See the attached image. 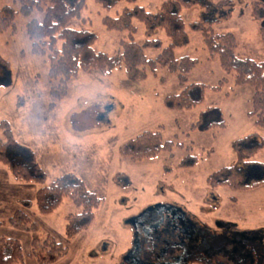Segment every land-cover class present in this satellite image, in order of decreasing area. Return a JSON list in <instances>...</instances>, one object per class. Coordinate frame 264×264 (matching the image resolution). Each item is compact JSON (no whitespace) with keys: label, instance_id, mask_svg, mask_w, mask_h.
Returning a JSON list of instances; mask_svg holds the SVG:
<instances>
[{"label":"rangeland","instance_id":"obj_1","mask_svg":"<svg viewBox=\"0 0 264 264\" xmlns=\"http://www.w3.org/2000/svg\"><path fill=\"white\" fill-rule=\"evenodd\" d=\"M164 1L118 0L114 8L107 10L96 0H87L82 13L84 22L75 21L70 26L92 30L97 35L94 49L113 56L127 33L107 30L102 19L115 18L124 8L134 6L156 13ZM223 1L228 3L219 5ZM255 2L264 0H211L191 11L182 9L190 43L177 48L175 54L177 58L197 59L198 65L188 75V83L207 86L204 102L191 109H169L165 105L166 97L181 92L177 75L165 68L147 70L143 80L131 79L124 67L114 69L110 75L91 69L68 82L65 98H53L50 88L58 81L49 78L48 57L32 52L26 30L28 22L41 19L42 13L34 9L28 16L19 15L14 31L0 34V58L9 65L7 68L0 62V121L8 120L15 139L36 154L47 174V184L74 174L101 199L89 230L77 235L68 244L67 255L55 264H124L132 248L130 221L158 204L178 207L196 224L211 231L230 222L243 231L264 233V185L234 192L208 183L213 173L236 164V141L250 135L264 139V127L257 126L255 119L248 116L253 91L248 86L235 87L233 75L222 69L218 57L210 55L201 34L189 28L201 16L214 17L218 21L213 26L215 32H232L240 41V57L264 60V38L260 34L264 20H253ZM20 3L21 0H0V8L19 9ZM134 23L138 28L137 42L151 39L159 40L163 47L169 45L164 31L158 29L148 37L143 24ZM159 53L145 51L149 59ZM19 98L23 106L17 112ZM209 107L221 109L226 127L208 131L196 128L200 114ZM144 132L160 133L163 141H171L173 147L155 158L139 161L123 156L120 148ZM186 157L196 159L181 167ZM251 161L264 163V148ZM8 174L12 180L7 166L0 162L3 219L13 214L8 201L33 198L32 188L41 187L27 184L24 187L28 189L22 194L15 187H7ZM31 212L35 213L32 218L41 236L49 234L66 244L65 218L79 214L81 209L65 197L46 215L40 214L36 205ZM0 236L19 240L25 264H35L29 255L30 233L0 226Z\"/></svg>","mask_w":264,"mask_h":264},{"label":"trees","instance_id":"obj_2","mask_svg":"<svg viewBox=\"0 0 264 264\" xmlns=\"http://www.w3.org/2000/svg\"><path fill=\"white\" fill-rule=\"evenodd\" d=\"M103 9H112L118 0H96ZM122 1V0H121ZM133 3L134 0H125ZM211 0H165L156 12H149L144 7L124 8L115 18L106 16L103 26L110 31L127 33L119 42L117 54L110 56L97 52L94 45L97 35L84 27L76 28L71 23L84 22L83 9L87 0H21L19 9L13 6L0 8V34L16 29L19 15L28 16L34 9L42 13L41 19H32L26 26L31 41L32 52L38 56H47L50 62L49 78L58 81L51 86L50 95L63 99L68 94V82L80 72L91 69L103 75H110L116 68L124 67L131 79L143 80L147 70L155 72L165 68L177 75L181 92L165 98L169 109H191L204 102L207 86L201 83H188V75L198 65V60L184 56L177 58L175 50L190 43L186 24L181 15L182 9L193 10ZM223 1L221 4H227ZM251 15L254 21L264 20V3L255 2ZM134 22L145 27L149 37L156 30L165 32L169 45L163 47L159 40L146 39L136 41L138 28ZM218 21L214 17L201 16L190 23L191 31L201 34L204 44L212 57H218L222 69L233 75L235 87L248 86L252 89L251 111L248 116L255 119L257 126L264 127V60L240 57L237 50L240 41L232 32L218 33L213 26ZM264 38V28L260 29ZM158 50L154 58H147L145 51ZM0 62H8L0 58ZM218 89V88H213ZM17 109L23 106L18 99ZM226 122L221 109L209 107L202 112L196 128L208 131L212 128H224ZM173 147L171 141H163L158 132H144L120 148V153L134 161L155 158L162 151ZM264 148V139L250 135L234 143L237 162L234 166L222 168L208 178L212 187H227L230 190L248 191L264 185V163L251 161V158ZM196 158L186 157L181 167L194 162ZM190 160V161H189ZM0 162L7 166L13 181L19 184H38L33 199L21 200L13 214L7 219H0V226H9L19 232L32 236L30 257L35 264H55L68 253V244L77 235L89 230L95 220V210L101 199L91 192L82 179L74 174H66L47 184V174L37 161L36 154L22 146L14 137L11 123L0 121ZM193 164V163H191ZM189 164V165H191ZM67 197L77 208L79 214H69L65 221L66 244L56 240L52 235L41 236L31 212L36 205L40 214L46 215L58 207ZM26 259L19 240L0 236V264H25Z\"/></svg>","mask_w":264,"mask_h":264},{"label":"flooded vegetation","instance_id":"obj_3","mask_svg":"<svg viewBox=\"0 0 264 264\" xmlns=\"http://www.w3.org/2000/svg\"><path fill=\"white\" fill-rule=\"evenodd\" d=\"M132 219V248L124 264H264V233L230 222L214 231L181 209L162 204Z\"/></svg>","mask_w":264,"mask_h":264},{"label":"crops","instance_id":"obj_4","mask_svg":"<svg viewBox=\"0 0 264 264\" xmlns=\"http://www.w3.org/2000/svg\"><path fill=\"white\" fill-rule=\"evenodd\" d=\"M22 109H17L16 111L17 112H20ZM18 114V113H17ZM8 171V170H7ZM9 172V171H8ZM9 174L7 175V178H9L8 180H9V182H8V184H7V187L8 188H11V187H15L16 189H18L19 190V192H21L22 194H23V191H26L28 188H26L25 189V187L24 186H29V185H27V184H16L15 185V182L13 181V179L11 180V177L9 176ZM13 178V177H12ZM14 182V183H13ZM23 185V186H22ZM8 188H7V192H8ZM30 189H31V187H29ZM35 191H36V189L35 188H32V192L33 193H35ZM17 194H18V192H17ZM15 196H13V198H14ZM34 197V196H33ZM25 198V197H24ZM25 199H33V198H25ZM22 199H13V200H10V201H8L9 202V206H11L12 208H13V212L16 210V208L18 207V202L19 201H21ZM0 206H3V204H2V202H1V200H0ZM12 212V213H13ZM8 217H10V216H8ZM7 217V218H8ZM0 219H3V218H0ZM4 219H6V218H4Z\"/></svg>","mask_w":264,"mask_h":264},{"label":"water","instance_id":"obj_5","mask_svg":"<svg viewBox=\"0 0 264 264\" xmlns=\"http://www.w3.org/2000/svg\"><path fill=\"white\" fill-rule=\"evenodd\" d=\"M158 206H163L162 204H158V205H155L154 207H158ZM165 207V206H163ZM130 223H132V220L130 221Z\"/></svg>","mask_w":264,"mask_h":264}]
</instances>
